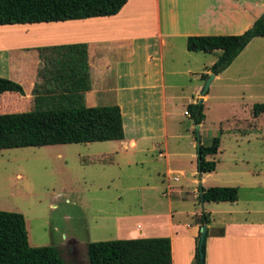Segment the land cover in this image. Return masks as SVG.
Returning <instances> with one entry per match:
<instances>
[{
    "label": "crops",
    "instance_id": "crops-1",
    "mask_svg": "<svg viewBox=\"0 0 264 264\" xmlns=\"http://www.w3.org/2000/svg\"><path fill=\"white\" fill-rule=\"evenodd\" d=\"M263 13L264 0H126L113 15L0 25V77L21 84L24 91L23 95L1 92L0 113L32 108L31 89L39 66L37 47L84 42L90 83L84 92L85 105H117L123 129L122 139L95 142H114L128 164H154L163 159L161 169L153 168L156 175H183V170L170 167L171 162L186 153L178 139L188 136L182 134L173 108L180 100L185 101V106L194 102L192 93L198 97L203 83L201 73H211L208 67L216 59L213 52L206 59L197 53L207 52L188 51L186 37L239 34ZM233 61L214 75L209 86L215 80L231 81L224 74ZM176 75H194L195 79L185 86ZM186 87H191L190 95L184 94ZM205 98L203 95L202 101ZM185 111L182 115L188 117ZM261 114L264 112L251 116L257 119ZM198 125L200 129L203 121ZM113 153L117 150L93 153L91 161L107 159L111 163ZM242 172L240 176L247 175L246 179L252 180L249 169ZM214 174L215 169L200 173L201 184L215 185L209 182ZM257 186L249 182L247 192ZM259 186L264 189V185ZM238 202L239 195L233 202H212L214 208L203 210L208 217L203 264H264V200L249 197L242 205ZM168 210L166 223L156 211L113 215L116 238L166 236L172 264H192L200 226L196 218L201 212H190L185 219L174 220L170 207Z\"/></svg>",
    "mask_w": 264,
    "mask_h": 264
},
{
    "label": "rangeland",
    "instance_id": "rangeland-1",
    "mask_svg": "<svg viewBox=\"0 0 264 264\" xmlns=\"http://www.w3.org/2000/svg\"><path fill=\"white\" fill-rule=\"evenodd\" d=\"M197 55L211 57L209 52ZM224 75L231 81L215 80L201 101L204 117L199 143L208 145L212 136L219 137L218 151L210 158L216 167L209 181L215 185L210 186L238 187L241 205L249 197L264 200V189L259 186L264 185V114L257 119L251 116L253 103L264 102V37L253 38ZM175 78L188 86L195 76ZM184 91L190 95L191 87ZM192 95L195 103L197 97ZM184 102L180 100L173 112L182 134H188L178 139L186 153L170 163L172 169L183 170V175H156L153 168L161 169L163 159L154 164H128L114 142L0 149V210L22 214L30 246H55L66 264H88L87 242L117 239L115 214L156 211L166 223L169 207L174 220L214 208L212 202L203 206L196 198L201 184L196 171L197 141L195 125L182 115ZM114 150L111 163L91 161L93 153ZM245 169L250 170L251 181L247 175L240 176ZM249 182L258 185L251 193L246 188ZM145 184L151 189L144 188Z\"/></svg>",
    "mask_w": 264,
    "mask_h": 264
},
{
    "label": "trees",
    "instance_id": "trees-1",
    "mask_svg": "<svg viewBox=\"0 0 264 264\" xmlns=\"http://www.w3.org/2000/svg\"><path fill=\"white\" fill-rule=\"evenodd\" d=\"M126 0H0V25L54 22L113 15ZM254 37H264V13L239 34L190 35L188 51L216 53L208 70L217 75L224 70ZM39 66L31 89L29 111L0 113V149L52 144L86 143L123 138L117 105L86 106L84 92L90 87L86 44L60 43L36 48ZM205 73L200 78L204 79ZM24 94L21 84L0 77V93ZM186 112L193 124L203 120L202 103H188ZM264 112V102L253 103L251 114ZM218 135L208 145L200 144L198 173L211 172L215 162L206 159L217 152ZM204 202H233L236 186L202 187ZM199 199V194H198ZM197 222L206 224L201 211ZM199 231L195 237L198 241ZM204 252V242L202 244ZM88 264H172L170 240L166 236L93 241L85 244ZM194 264H198L195 247ZM0 264H66L61 249L30 246L22 214L0 210Z\"/></svg>",
    "mask_w": 264,
    "mask_h": 264
},
{
    "label": "water",
    "instance_id": "water-1",
    "mask_svg": "<svg viewBox=\"0 0 264 264\" xmlns=\"http://www.w3.org/2000/svg\"><path fill=\"white\" fill-rule=\"evenodd\" d=\"M213 77H214V74H212V73L206 74V77L203 80L202 87L200 89L199 95H198L195 103H198V104L201 103V101H202L201 97L203 95H205L207 88H208V85L211 82V80L213 79ZM195 138L197 141V143H196V157H197V162H199L200 143H199V125L198 124L195 125ZM201 189H202L201 184H200V182H198L199 200H200V203L202 205L204 201H203ZM205 233H206V225L203 223L199 226V235H198V241H197V245H196L197 252H198V264H203L204 252L202 250V244H203L204 239H205Z\"/></svg>",
    "mask_w": 264,
    "mask_h": 264
},
{
    "label": "built area",
    "instance_id": "built-area-1",
    "mask_svg": "<svg viewBox=\"0 0 264 264\" xmlns=\"http://www.w3.org/2000/svg\"><path fill=\"white\" fill-rule=\"evenodd\" d=\"M185 114H187V112L185 111Z\"/></svg>",
    "mask_w": 264,
    "mask_h": 264
}]
</instances>
